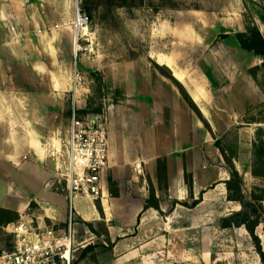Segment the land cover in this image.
<instances>
[{"label":"crops","instance_id":"crops-1","mask_svg":"<svg viewBox=\"0 0 264 264\" xmlns=\"http://www.w3.org/2000/svg\"><path fill=\"white\" fill-rule=\"evenodd\" d=\"M72 19V0H0V231L24 214L57 224L64 220V191L53 186L54 154L61 141L46 116L61 111L57 104L64 91L76 102L68 59ZM32 49L38 53L34 58ZM154 56L184 89L190 105L145 61L138 62L136 77L114 84L117 99L104 103L108 163L101 195L72 201L82 233L77 239L87 236L85 230L90 236L73 253L71 264H159L162 259L259 264L242 225H219L220 217L240 209L227 199L226 160L246 198L255 183L250 174L253 129L237 126L239 107L231 101L208 104L209 88L218 84L214 76L208 88L205 81H210H194L184 61L168 53ZM102 78H107L104 71ZM227 79L228 90L220 95L230 99L238 88L240 99L255 98L246 75ZM233 125L234 145L228 152L218 140ZM260 205L264 212V200Z\"/></svg>","mask_w":264,"mask_h":264},{"label":"rangeland","instance_id":"rangeland-1","mask_svg":"<svg viewBox=\"0 0 264 264\" xmlns=\"http://www.w3.org/2000/svg\"><path fill=\"white\" fill-rule=\"evenodd\" d=\"M74 2L87 16L86 32L77 40L80 49H77L75 57L72 21L68 43L74 104L82 116L86 113L105 116L104 103L115 101L119 93L114 84L127 82L129 75L136 77L140 69L138 62L144 61L150 71L166 76L190 105L184 89L169 75L168 69L153 61L156 53H168L173 60L184 61V67L194 75V81H210H205L208 88L214 76L218 84H214L216 88H209L212 94L208 104L226 105L231 101L239 107L240 124L237 126L253 129L250 174L255 177V183L250 186L247 198L257 206V214L260 215L258 200H264V56L243 50L240 46L238 52L234 49L238 43L235 34L247 33L252 28H256L264 40V0H72ZM223 33L226 35L221 37ZM36 54L37 51L32 49L31 57H36ZM103 71L107 77L105 81ZM242 75L250 79L254 99H240L238 88L233 89L236 91L230 99L220 95L228 88L227 78ZM214 89L218 93H213ZM70 100V92L64 91L62 102L57 104L59 108L62 106L61 111L46 116V123L54 130L53 136L61 141V148L54 154L58 162L62 160L67 135ZM40 121L37 119L35 123ZM237 126L233 125L219 137L218 142L222 140L228 152L233 150L236 134L233 128ZM57 172L59 169L53 186L63 192V180ZM18 181L23 184L22 180ZM112 185L107 180V187L112 188ZM258 225L256 231L263 244V231L261 224ZM94 229L101 230L99 225H94ZM159 264L183 263L162 259Z\"/></svg>","mask_w":264,"mask_h":264},{"label":"built area","instance_id":"built-area-1","mask_svg":"<svg viewBox=\"0 0 264 264\" xmlns=\"http://www.w3.org/2000/svg\"><path fill=\"white\" fill-rule=\"evenodd\" d=\"M73 56L79 48L77 40L85 34L87 16L73 4ZM75 30V32H74ZM79 113L72 102L69 107L67 135L61 162L55 170L63 180L66 209L61 224L46 222L33 214H24L1 227L0 264H71L73 253L87 236L77 239L78 214L73 198L91 199L101 195L102 175L108 163L105 118L101 113Z\"/></svg>","mask_w":264,"mask_h":264},{"label":"trees","instance_id":"trees-1","mask_svg":"<svg viewBox=\"0 0 264 264\" xmlns=\"http://www.w3.org/2000/svg\"><path fill=\"white\" fill-rule=\"evenodd\" d=\"M226 34H222L224 37ZM238 45L245 50L252 51L255 54L264 56V40L261 37L259 31L256 28L249 29L247 33H236L235 34ZM79 113H81L78 110ZM227 161L229 169V178L225 181V187L227 191V199L234 200L239 203L240 209L229 213L226 216L220 217L219 225L222 228L236 227L242 225L250 236V240L254 247L255 252L259 258V264H264V212L261 208L259 199L258 203L261 208V214H257V206L244 197L240 190V177L234 170L233 166ZM239 177V178H238ZM29 205H32L30 202ZM261 224L263 231V246L260 243L258 236L254 232L255 226Z\"/></svg>","mask_w":264,"mask_h":264},{"label":"bare ground","instance_id":"bare-ground-1","mask_svg":"<svg viewBox=\"0 0 264 264\" xmlns=\"http://www.w3.org/2000/svg\"><path fill=\"white\" fill-rule=\"evenodd\" d=\"M74 32H75V30H74ZM86 32V31H85Z\"/></svg>","mask_w":264,"mask_h":264}]
</instances>
